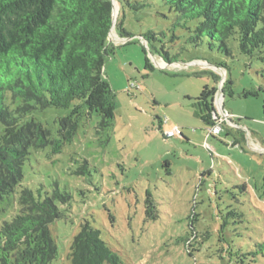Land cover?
<instances>
[{
    "label": "rangeland",
    "instance_id": "rangeland-1",
    "mask_svg": "<svg viewBox=\"0 0 264 264\" xmlns=\"http://www.w3.org/2000/svg\"><path fill=\"white\" fill-rule=\"evenodd\" d=\"M115 1L103 69L115 93L111 126L101 127L96 113L82 116L59 153L32 151L23 167L25 187L45 193L56 182L69 195L66 203L57 201L63 216L50 225L57 245L51 264H70L84 221L99 230L116 264H264V255L251 254L264 240V62L242 55L237 42L228 57L207 40L188 41L161 0L121 12ZM119 18L126 37L117 33ZM148 31L155 40L144 38ZM164 51L173 63L160 57ZM221 80L224 111L239 127L225 125L211 137L194 114L196 100L204 90L218 91ZM67 113L37 109L33 117L57 136ZM175 126L188 141L165 136ZM13 208L1 201L0 220Z\"/></svg>",
    "mask_w": 264,
    "mask_h": 264
},
{
    "label": "trees",
    "instance_id": "trees-1",
    "mask_svg": "<svg viewBox=\"0 0 264 264\" xmlns=\"http://www.w3.org/2000/svg\"><path fill=\"white\" fill-rule=\"evenodd\" d=\"M161 1L176 13V25L187 32L188 41L207 40L228 57L233 56L231 41L237 42L242 55L264 62V0ZM118 2L120 12L151 5V0ZM111 27V0H0V202L8 199L15 207L0 220V264H51L57 256L50 225L63 216L57 201L66 203L69 195L57 190L56 182L45 193L25 187L23 167L32 151L49 147L59 153L73 139L82 116L96 113L101 127L111 126L115 93L103 77ZM116 30L127 36L120 18ZM144 38L155 40L156 33L148 31ZM160 57L168 64L175 61L166 51ZM146 67L153 69L148 59ZM212 76L218 81L217 74ZM215 91L204 90L196 100L207 124H213L208 98ZM47 108L68 109L59 119L57 136L33 117L37 109ZM179 137L187 141L183 133ZM255 246L251 254L264 255V240ZM69 258L70 264L118 261L88 221L74 236Z\"/></svg>",
    "mask_w": 264,
    "mask_h": 264
},
{
    "label": "built area",
    "instance_id": "built-area-1",
    "mask_svg": "<svg viewBox=\"0 0 264 264\" xmlns=\"http://www.w3.org/2000/svg\"><path fill=\"white\" fill-rule=\"evenodd\" d=\"M217 103V101H216ZM214 111L212 113V119H213V124H211L210 129H209V135H217L220 134L222 131V125L224 123H229L230 120V116L229 113H227L226 111L222 110V108L220 109L219 105H215L214 106ZM182 133V130L175 126L172 129L168 130L167 132H165V136L167 138H173L176 135L179 136Z\"/></svg>",
    "mask_w": 264,
    "mask_h": 264
},
{
    "label": "crops",
    "instance_id": "crops-1",
    "mask_svg": "<svg viewBox=\"0 0 264 264\" xmlns=\"http://www.w3.org/2000/svg\"><path fill=\"white\" fill-rule=\"evenodd\" d=\"M203 64H204V62H203ZM205 66H209V67H213L214 69H217L215 66H213V65H210V64H204ZM223 68H218V70H222ZM221 72V71H220ZM222 80L220 81V89L218 90V91H215V94H214V103H215V105H219V107H220V109L222 108V110H224V108H223V98H224V94H223V91H222V89H221V87H222ZM207 86V85H206ZM216 101H217V103H216ZM213 107H214V105H213ZM215 109V108H214ZM195 116H198V117H200V115L198 114V109H195ZM229 116H230V114H229ZM230 118V117H229ZM207 124V123H206ZM226 124V123H225ZM230 125L231 127H239L237 124H235L232 120L229 122V123H227V125ZM207 125H209V126H211V124H207ZM178 127V126H177ZM170 129H172V128H169L168 130H170ZM181 129V128H180ZM182 130V129H181ZM182 133H183V135L185 136V134H184V132H183V130H182ZM209 136H211V137H214V135H209ZM185 138H186V136H185ZM187 139V138H186ZM187 141H188V139H187Z\"/></svg>",
    "mask_w": 264,
    "mask_h": 264
},
{
    "label": "water",
    "instance_id": "water-1",
    "mask_svg": "<svg viewBox=\"0 0 264 264\" xmlns=\"http://www.w3.org/2000/svg\"><path fill=\"white\" fill-rule=\"evenodd\" d=\"M115 0H111L112 3V27L110 29L109 35L114 27L115 21H116V16H117V9H116V4H115ZM193 62V61H192ZM191 63V62H190ZM168 64V63H167Z\"/></svg>",
    "mask_w": 264,
    "mask_h": 264
},
{
    "label": "bare ground",
    "instance_id": "bare-ground-1",
    "mask_svg": "<svg viewBox=\"0 0 264 264\" xmlns=\"http://www.w3.org/2000/svg\"><path fill=\"white\" fill-rule=\"evenodd\" d=\"M116 9H117V11H118V7H117V6H116ZM117 11H116V12H117Z\"/></svg>",
    "mask_w": 264,
    "mask_h": 264
}]
</instances>
